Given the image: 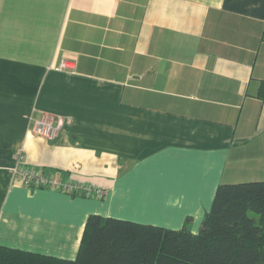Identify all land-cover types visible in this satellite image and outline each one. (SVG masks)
I'll return each instance as SVG.
<instances>
[{
	"label": "crops",
	"instance_id": "0c3cea01",
	"mask_svg": "<svg viewBox=\"0 0 264 264\" xmlns=\"http://www.w3.org/2000/svg\"><path fill=\"white\" fill-rule=\"evenodd\" d=\"M43 114L68 122L53 140ZM18 158L104 196L27 188ZM249 181L264 0H0V246L74 260L90 214L196 234L216 188Z\"/></svg>",
	"mask_w": 264,
	"mask_h": 264
},
{
	"label": "trees",
	"instance_id": "16d2710c",
	"mask_svg": "<svg viewBox=\"0 0 264 264\" xmlns=\"http://www.w3.org/2000/svg\"><path fill=\"white\" fill-rule=\"evenodd\" d=\"M0 264H264V181L219 185L196 234L90 214L74 260L0 246Z\"/></svg>",
	"mask_w": 264,
	"mask_h": 264
},
{
	"label": "built area",
	"instance_id": "2783aa9c",
	"mask_svg": "<svg viewBox=\"0 0 264 264\" xmlns=\"http://www.w3.org/2000/svg\"><path fill=\"white\" fill-rule=\"evenodd\" d=\"M67 120L61 116L43 114L33 124V133L43 139L53 140L62 130ZM13 177L18 178L25 187L38 189L47 186H58L63 192L68 194L83 193L84 196H95L102 198L104 193L101 190H92L89 187L83 186L71 181L61 182L53 175H46L30 168H26L21 158H18L9 168ZM92 192V193H91Z\"/></svg>",
	"mask_w": 264,
	"mask_h": 264
},
{
	"label": "rangeland",
	"instance_id": "374dc122",
	"mask_svg": "<svg viewBox=\"0 0 264 264\" xmlns=\"http://www.w3.org/2000/svg\"><path fill=\"white\" fill-rule=\"evenodd\" d=\"M66 194H68V193H66ZM78 193H75V194H68V195H71V196H75V195H77ZM80 194V193H79ZM87 197V196H86ZM88 197H90V196H88ZM251 215H253V214H251Z\"/></svg>",
	"mask_w": 264,
	"mask_h": 264
}]
</instances>
